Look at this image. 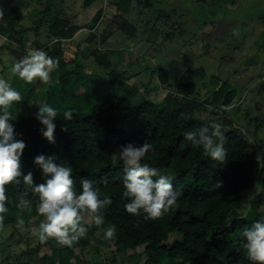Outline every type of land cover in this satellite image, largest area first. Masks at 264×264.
<instances>
[{
    "label": "trees",
    "instance_id": "obj_1",
    "mask_svg": "<svg viewBox=\"0 0 264 264\" xmlns=\"http://www.w3.org/2000/svg\"><path fill=\"white\" fill-rule=\"evenodd\" d=\"M95 1L83 0L84 7ZM111 1L116 12L126 15L119 26L128 31L130 36L136 31V26L127 16L140 7L153 6V0ZM224 1L196 0L197 3L214 6ZM7 2L8 11L3 21L0 20V37L9 38L18 19L14 15L12 0ZM43 14H47L45 10ZM102 15V9L98 10L86 25L90 30L87 38L89 42L97 38L92 30ZM50 20L52 23L48 35L56 40L49 48L45 47V52L54 59L62 55V41L72 39L80 27L72 24L64 14L52 16ZM109 54L110 50L99 53L95 49L92 52L95 61L105 68L111 66L107 58ZM77 67L82 70L80 65ZM194 71L190 68L182 71L180 77L173 80V93L167 94L159 102H153L146 99L135 86H124L125 78L114 70L109 72V80L103 88L107 89L105 92L83 96L79 88L95 80V76L64 70L61 76L46 86L44 94L40 90V95L34 96V100L41 99V104L58 110L53 143L43 138L39 131L41 125L35 118L41 104L34 109L28 108L27 102L23 100L9 109L15 139L25 143L20 158L21 170L25 175L32 173L34 184L43 183L45 179L34 163L35 158L39 155L55 156L58 165L71 167L77 191L81 179L87 178L99 188L101 198L107 196L111 200V204L102 210L104 223L97 226L83 220L87 233L72 247L83 249L92 241L106 247L121 242L117 247L118 252L131 250L126 264H140L144 255L146 258L142 264H251L243 247V232L261 220L257 218L250 222L233 215L252 192L256 181L261 182L264 190V153L249 152L251 145L244 134L222 125L227 152L225 163L213 161L202 148L194 147L185 139V133L189 131L203 127L211 129L214 125L197 117L205 107L220 110L230 106L234 99V90L228 80H224L206 98L192 105L190 101L195 99L197 85L193 81H186V77ZM61 78H65L68 87L59 85L58 80ZM159 78L161 84L170 83V74L166 69H160ZM116 81L118 87L112 88ZM120 90L122 94L118 93ZM257 91L264 92V83L260 84ZM67 110L73 112L71 120L63 117ZM145 140L153 145L154 152L147 154L143 163L158 168L162 175L169 178L173 189L182 192L177 205L155 220L145 219L143 213L133 216L125 211L124 205L128 201L123 197L124 167L119 162H112V155L118 149L127 144L139 146ZM6 189L10 201L18 198L17 193L27 190L28 198L33 201L32 210L27 212L36 221H41L42 218L37 217L35 212L37 198L31 193V188L12 184L7 185ZM6 206L9 211L4 214V219L20 210L13 202ZM110 225L115 226L116 234L114 238L107 239L105 230ZM67 249L60 251L61 254ZM153 254H159V259L155 260ZM81 262V258L75 256L71 264ZM40 264L60 262L43 256Z\"/></svg>",
    "mask_w": 264,
    "mask_h": 264
},
{
    "label": "rangeland",
    "instance_id": "obj_2",
    "mask_svg": "<svg viewBox=\"0 0 264 264\" xmlns=\"http://www.w3.org/2000/svg\"><path fill=\"white\" fill-rule=\"evenodd\" d=\"M12 2L18 24L12 36L0 37V78L9 80L28 108L40 106L41 99L36 101L34 96L40 95V90L44 94L46 86L64 70L95 76V80L79 88L83 96L105 92L109 72L114 70L125 78L124 86L133 85L146 99L159 102L173 93V80L190 68L196 71L190 73L186 81L197 85L195 99L190 101L192 105L206 98L224 80H228L234 90L230 106L220 110L205 107L200 116H195L242 132L251 145L249 152L264 153V92L257 91L264 83V0H235L233 3L225 0L216 6L195 0H153V6L140 7L127 16L136 26L133 36L120 28L119 23L126 15L116 12L111 0H96L87 7L83 0ZM7 3L0 0L5 14ZM100 9L103 15L92 30L97 38L89 42L90 30L86 25ZM44 10L49 15H44ZM63 14L80 30L72 39L62 41V55L54 58L59 60V66L50 74L49 81L26 84L12 75V64L29 50L45 51V47L55 42L56 39L48 35L50 17ZM95 49L99 53L111 51L107 57L111 63L109 68L95 61L92 56ZM77 65L82 67L81 71ZM160 69L168 70L170 83H160ZM58 83L68 87L65 78ZM118 84L116 81L112 88H117ZM233 217L250 222L257 218L264 221V190L260 181L255 182L252 192ZM18 218L25 221L23 229L17 227ZM84 221L91 222L87 217ZM39 223L27 210L21 209L4 219V226L0 228V264H40L43 256L58 259L60 264L73 263L75 256L81 258V264H126L131 253V250L117 251L121 242L106 247L92 241L83 249L61 246L54 240L42 244L33 235ZM64 249L66 252L61 254ZM145 258L144 255L139 263ZM153 258L159 259V254H153Z\"/></svg>",
    "mask_w": 264,
    "mask_h": 264
},
{
    "label": "clouds",
    "instance_id": "obj_3",
    "mask_svg": "<svg viewBox=\"0 0 264 264\" xmlns=\"http://www.w3.org/2000/svg\"><path fill=\"white\" fill-rule=\"evenodd\" d=\"M4 15V9L0 7V20H3ZM58 66V59H53L44 50L32 49L12 64L10 72L26 84L37 80L47 83L50 74ZM22 99L20 92L11 86L9 80L0 78V228L4 226V214L9 211L6 206L8 203H15L21 210L31 211L33 207L27 190L17 193L18 198L10 201L6 186H27L37 198L36 215L42 218L39 226L33 230V235L42 244L54 240L61 246L72 247L87 233L82 223L85 217L97 226L104 223L102 210L111 204V200L107 196L101 198L99 188L87 178L81 179L80 189L77 191L71 167L58 165L55 156L39 155L34 160L45 178L43 183L34 184L31 172L23 174L20 158L25 143L15 139L14 127L10 123L12 114L9 112L13 104ZM57 115V109L42 103L35 116L41 125V135L49 143L54 142V121ZM63 117L71 120L73 112L64 111ZM185 139L194 147L202 148L213 161L226 162L225 136L220 124H214L211 129L203 127L197 131H189L185 133ZM152 152L153 145L145 140L139 146L127 144L112 155L113 164L121 163L125 171L123 197L128 201L124 205L125 211L133 216L143 213L145 219L149 220L161 218L177 205L182 196V192L174 190L169 178L162 175L158 168L143 163L146 155ZM24 224V219L18 218L17 227L23 229ZM115 234L114 225L105 230L107 239L114 238ZM243 237V247L251 264H264V221L251 225L243 232Z\"/></svg>",
    "mask_w": 264,
    "mask_h": 264
},
{
    "label": "crops",
    "instance_id": "obj_4",
    "mask_svg": "<svg viewBox=\"0 0 264 264\" xmlns=\"http://www.w3.org/2000/svg\"><path fill=\"white\" fill-rule=\"evenodd\" d=\"M166 1V0H165ZM168 1V0H167ZM195 2H196V0H195ZM197 3V2H196Z\"/></svg>",
    "mask_w": 264,
    "mask_h": 264
}]
</instances>
